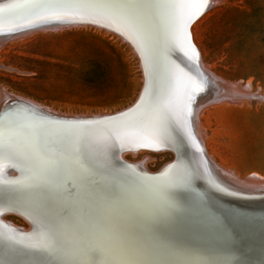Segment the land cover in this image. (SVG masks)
Returning <instances> with one entry per match:
<instances>
[{
	"label": "bare ground",
	"instance_id": "bare-ground-1",
	"mask_svg": "<svg viewBox=\"0 0 264 264\" xmlns=\"http://www.w3.org/2000/svg\"><path fill=\"white\" fill-rule=\"evenodd\" d=\"M92 2H104V0H92ZM222 2L223 0H208V8L205 11L204 7L191 16L186 28L189 40L184 48L168 42L161 29L158 42L160 59L163 64L172 67L176 75L182 76L183 85L181 86L183 87L180 86L175 97L176 103L172 106L168 127L170 140L166 143H153L147 147L135 137L121 140L113 135L111 139H106L107 133L103 131L105 125L89 123L110 121L114 115L130 107L134 106L136 109L141 97L145 95L146 87L152 88L153 85L152 68L147 60V50L139 47L138 43L128 35L117 31L115 25L89 16L75 15L64 20L55 18L45 20L25 14L14 17L11 21L6 19L0 24V32H3L8 29L18 30L22 27L42 25L49 21L73 22L65 25L47 24L19 33L0 44V49L10 41L37 31L56 32L71 27L93 26L102 28L119 38L131 49L139 63L141 73L139 94L137 93L131 106L110 115L60 114L29 99L19 98L0 86V110L6 105V101L19 100L57 118L74 121L69 123L48 121L37 116L34 111L18 106L11 109L10 113L0 115V132L4 134L5 139L11 136L19 150H26L32 141L33 134L29 125L33 122H43L47 125L40 134L44 150L49 153L65 154L70 164L75 166L80 163L90 169L91 187L71 186L70 194L63 193L62 196L54 197L46 210L49 219L67 226L64 238L70 244L77 239V229L91 226L90 230H94L95 225L99 223L106 231L102 235L98 234V239L93 238L94 243L108 244L111 237L113 244L118 243L123 246V254H113L110 251L107 256L109 259L132 260L137 264H264V177L253 173L249 178L241 180L240 176H232L227 170L223 171L222 164L217 166L214 155L209 152L207 128L202 123V120L207 117L205 114L207 110L220 104L244 105L252 101H264V92L260 94L249 92V82L243 86L244 82L239 85L215 76L210 72L212 70L203 58L200 59L201 52L194 41L193 25L210 8ZM93 19L95 22H92ZM74 22H84L89 25L74 24ZM6 37H0V42ZM176 52L192 63L198 55L200 70L207 81L198 83L195 76L176 67L177 64L171 56ZM0 67L3 68L1 63ZM146 67L148 75H146ZM193 81L201 86L199 91H192L191 82ZM193 92H200L201 95H198L193 109L189 111ZM79 120L89 121L75 122ZM81 127L94 128L97 130V135L82 139L76 133V129ZM177 135L182 137L183 144L175 141ZM202 142H204L206 154ZM120 150H126L120 156L121 160L137 167V170L133 167L127 169L118 165L115 153ZM181 150L183 151L180 152ZM184 150L186 154L189 153L187 158L184 156ZM128 151L135 156L138 152L169 153L172 156L170 162L176 157L177 162L173 165H167L170 162L164 164L168 167L156 177H160L170 166H176L171 169L173 173H180L186 169L193 175L194 179L188 188L175 190L178 193L176 207L171 213H163L159 195L152 187L155 182L138 171L144 170L146 174H154L145 166L146 160H152V158L147 155L146 159H142L140 163H134L125 158L124 154L130 153ZM182 153L183 157L180 156ZM195 156L198 159H195ZM186 159L193 162L197 172H193L190 165L185 162ZM10 170L14 171L12 175L16 178L9 177ZM28 174L22 171L21 167L6 166L3 179L18 181L23 180ZM49 182L55 186L57 179L51 177ZM15 187L14 184H0V213H5L1 221L15 227L13 223L6 220V217L16 216L26 221L32 229L31 233L20 235L31 236L36 231L35 216L29 208L13 204V197L16 194L12 190ZM229 210L240 213L242 219L238 220L227 215ZM16 228L28 230V227L23 229L17 226ZM4 231L6 229L0 226V232ZM40 259L39 253H33L21 245L9 246L8 242L0 239V264H30V262L38 264Z\"/></svg>",
	"mask_w": 264,
	"mask_h": 264
},
{
	"label": "rangeland",
	"instance_id": "rangeland-1",
	"mask_svg": "<svg viewBox=\"0 0 264 264\" xmlns=\"http://www.w3.org/2000/svg\"><path fill=\"white\" fill-rule=\"evenodd\" d=\"M193 33L210 72L239 85L249 82L250 93L264 92V0H223L200 16ZM137 61L126 44L102 28L37 31L0 49V86L60 114L110 115L131 106L139 94ZM208 110L202 123L215 164L241 180L253 173L264 177V101ZM124 155L134 163L148 155L151 173L172 159L158 152ZM6 220L26 228L16 216Z\"/></svg>",
	"mask_w": 264,
	"mask_h": 264
},
{
	"label": "snow or ice",
	"instance_id": "snow-or-ice-1",
	"mask_svg": "<svg viewBox=\"0 0 264 264\" xmlns=\"http://www.w3.org/2000/svg\"><path fill=\"white\" fill-rule=\"evenodd\" d=\"M207 4L208 0H11L6 5H0V24L6 19L11 21L25 14L45 20L72 18L75 15L89 16L115 25L117 31L128 35L139 47L147 50L154 86L146 87L145 95L141 97L136 109L110 121L89 122L105 125L103 131L107 133L106 139H111L113 135L121 140L135 137L147 147L170 140V94L175 72L160 59V31L163 30L168 42L184 48L189 40L186 28L191 16ZM200 88L199 84L191 82L192 91H199ZM29 127L33 138L24 151L17 148L11 136L5 139L0 132V184L16 185L12 190L16 194L13 204L31 210L35 216L36 231L31 236H23L4 226L6 231L0 232V239L8 242L9 246L21 245L33 253H39L41 259L38 264H137L132 260L107 258L110 251L123 254V246L113 244L111 237L108 244L94 243L93 238L98 239L106 231L99 223L94 230H90L91 226L77 229V239L70 244L64 238L67 226L48 218L46 210L54 197L62 196L63 193L70 194L71 186L91 187L92 177L90 169L84 164L77 163L74 166L68 162L65 154L44 150L40 134L47 127L46 124L33 122ZM76 133L86 139L97 135V130L81 127L76 129ZM6 166L21 167L22 171L29 174L23 180L7 181L3 179ZM174 167L170 166L160 177L149 178L155 182L152 187L159 195L164 214L171 213L176 207L178 193L175 190L188 188L194 179L186 169L173 173L171 169ZM51 177L57 179L55 186L49 182ZM227 215L242 219L240 213L231 210Z\"/></svg>",
	"mask_w": 264,
	"mask_h": 264
},
{
	"label": "water",
	"instance_id": "water-1",
	"mask_svg": "<svg viewBox=\"0 0 264 264\" xmlns=\"http://www.w3.org/2000/svg\"><path fill=\"white\" fill-rule=\"evenodd\" d=\"M11 2V0H0V5H2V3H3V5H5V4H8V3H10ZM208 8V5L205 7V9H204V11L206 10ZM64 20V19H63ZM58 21V20H57ZM57 21H49V22H47V23H45V24H39V25H35V26H30V27H20L21 29H16V30H13V29H8V30H5V31H3V32H0V37H3V36H7L6 38H5V40H3V41H1L0 42V44H2L3 42H5L6 40H9L10 39V37H12V36H15V35H17V34H19V33H22V32H25V31H29V30H33V29H35V28H39V27H43V26H46L47 24H54V25H65V24H72L73 22H69L68 20L65 22H61V23H59V22H57ZM60 21V20H59ZM87 24V25H89V23H84V22H81V23H78V22H74V24ZM91 24V23H90ZM96 25V24H95ZM97 26H100V25H97ZM101 27H103V26H101ZM19 28V27H18ZM104 28V27H103ZM110 30V29H109ZM112 31V30H111ZM189 45L192 47V44H191V42L189 41ZM197 54V53H196ZM171 56H172V58L174 59V61H175V63L177 64L176 65V67H179V69H181L183 72H188V73H190V74H192L193 76H195V78H196V81L198 82V83H200V82H202V83H204L205 81H207V79H206V77H205V75L202 73V71L200 70V67H199V61H198V55H196L197 57H196V59H195V61L192 63V62H190V60L188 59V58H186L185 56H183V55H181V54H179V53H174V54H171ZM163 63V62H162ZM152 70V69H151ZM174 72H175V70H173ZM182 76H180V75H176V72H175V78H174V81H173V86H172V92H171V94H170V103H171V105L173 106V104L174 103H176L175 101H176V99H175V97L177 96V94H178V92H179V89H180V86L181 85H183L182 84V78H181ZM153 84V83H152ZM154 86V84L152 85V87ZM181 87H183V86H181ZM195 94H197V95H195ZM198 95H201V93L200 92H193V96L190 98V109H189V111H191L192 109H193V106H194V101L195 100H197V98H198ZM25 107V108H27L28 110H30V111H34V113L35 114H37V116H39V117H41V118H43V119H45V120H48V121H53V122H57V121H62V122H66V123H69V122H74V121H72V120H65V119H60V118H57V117H55L54 115H50L49 113H46V112H43V111H40V110H37L35 107V109L32 107V106H30V104H28V103H25V102H22V101H19V100H11V101H6V105H4V106H2V108H1V110H0V115H6V114H8V113H10V110L11 109H13L14 107ZM135 107L133 106V107H130L129 109H127V110H125V111H123V112H121V113H118L117 115H114V117H112V118H117V117H119V116H122L124 113H128L129 111H131V110H133ZM188 116V119H190V116L189 115H187ZM108 119H110V118H108ZM100 120V119H99ZM87 121H89V120H79V121H75V122H78V123H85V122H87ZM174 125V124H173ZM174 127V129H175V126H173ZM178 136V135H177ZM176 136V137H177ZM175 141L176 142H178V143H181V144H183L184 143V141L182 140V137H180V136H178L176 139H175ZM186 148H187V150H188V146H186ZM126 150H120V151H117L116 153H115V156H116V159H117V163H118V165H120V167H123V168H127V169H130L131 167H133V168H135L134 166H132L131 164H128V163H126V162H124V161H122L121 160V158H120V156L122 155V153L123 152H125ZM183 150H181L180 152H182ZM184 152H185V150H184ZM190 152V151H189ZM189 154V153H188ZM188 154H186V152H185V155L182 153L180 156H182L183 157V155L187 158L188 157ZM192 156V155H191ZM193 157V156H192ZM195 159L197 158L196 156L194 157ZM198 159V158H197ZM192 160V159H191ZM204 160V159H203ZM197 161V160H196ZM177 162V159H176V157L174 158V160L172 161V162H170L169 164H167V165H173V164H175ZM187 164H189L190 165V167L193 169V172H197V169H196V166L193 164V162L192 161H188V159H186V161H185ZM167 165H165V167L164 168H161L158 172H156V173H154V174H146V173H144V170H138V171H140L139 173L140 174H145L147 177H149V178H152V177H156V176H158V174L160 173V172H162L166 167H168ZM137 168V167H136ZM135 168V169H136ZM138 169V168H137ZM136 169V170H137ZM9 177H11V179H14V178H16V176L15 175H12L13 173H14V171H12V170H10L9 172ZM222 185H223V183H222ZM231 187V186H230ZM228 189V188H227ZM229 191V190H228ZM5 213H0V226L2 227V228H4V229H6L4 226H6L7 228H12V229H14L15 231H16V233H18V234H23V235H27V234H29V233H31L32 232V229H31V227H30V225H28V223H26V221H24L23 220V222H25V225H26V227H28V230L27 231H23V230H19L18 228H16V227H12V226H10V224H8V223H5V222H2L1 221V218L3 217V215H4Z\"/></svg>",
	"mask_w": 264,
	"mask_h": 264
}]
</instances>
